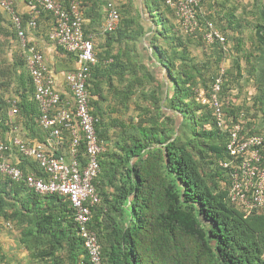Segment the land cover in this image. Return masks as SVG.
<instances>
[{
  "label": "trees",
  "instance_id": "trees-1",
  "mask_svg": "<svg viewBox=\"0 0 264 264\" xmlns=\"http://www.w3.org/2000/svg\"><path fill=\"white\" fill-rule=\"evenodd\" d=\"M100 2L99 14H106L108 0ZM129 5L117 7L115 29L104 31L99 43L92 40L97 62L86 83L90 111L105 147L95 180L100 202L88 224L97 235L103 263L264 264V206L246 211L230 201V177L220 165L231 158L227 131L217 125L212 105L199 98V87L209 99L212 85L221 78L218 99L225 125L242 122L235 109L222 102L227 71L219 67L217 54L213 60L208 56L197 61L189 49L197 47L206 55L221 43L205 41L207 21L199 14V28L185 33L165 0H143L142 13L154 22L146 35L139 9L131 15ZM28 16L21 15L24 23ZM11 28L17 38L12 23ZM84 34L88 36L85 29ZM145 42L158 55L152 69ZM20 61L26 67L25 58ZM16 78L0 82V135L3 138L8 130L7 112L15 103L16 112L29 116L44 142L47 131L38 123L27 68ZM13 83L15 97H3V88ZM183 120L190 133L181 139ZM242 126V135L262 136L249 124ZM68 136L65 133L64 146ZM263 146L264 140L259 169L264 168ZM20 156L21 161L12 164L24 173L43 176L34 160ZM0 220L19 231L34 264H91L73 208L62 195L38 194L24 181L0 173Z\"/></svg>",
  "mask_w": 264,
  "mask_h": 264
},
{
  "label": "built area",
  "instance_id": "built-area-1",
  "mask_svg": "<svg viewBox=\"0 0 264 264\" xmlns=\"http://www.w3.org/2000/svg\"><path fill=\"white\" fill-rule=\"evenodd\" d=\"M31 7L26 26L16 10L15 0H0V9L8 14L16 31L17 39L25 52L26 68L34 85V99L38 105V123L47 131L43 143H30L19 136L6 143L0 135V173L12 180L24 181L28 188L38 194H58L67 198L74 211L77 231L91 264H104L101 246L96 233L89 229L92 209L100 202L95 180L100 172L99 158L105 147L96 130L97 118L90 111V95L86 86L91 68L97 62L92 39L85 36L83 29L82 0H28ZM174 8L183 31L192 34L201 23L198 9L202 0H165ZM50 13L54 19L49 38L55 45L77 58L78 66L64 74V80L72 94L73 102L61 104V96L54 86V78L45 62L43 53L29 45L26 27L35 28L41 13ZM119 22L117 6L107 2L104 31L115 29ZM203 38L209 44L214 41L223 43L225 37L211 21L205 25ZM222 79L218 78L211 87L210 98L199 95L204 103L209 102L217 125L227 131L226 150L231 158L221 161L230 177L229 199L246 211L264 206V168L261 162L263 137L242 135V122L233 123L229 128L218 99ZM12 111H17L15 103ZM65 133L68 136L66 151ZM17 151L36 162L43 176L24 173L7 159L5 153L10 145ZM58 151V152H57Z\"/></svg>",
  "mask_w": 264,
  "mask_h": 264
},
{
  "label": "crops",
  "instance_id": "crops-1",
  "mask_svg": "<svg viewBox=\"0 0 264 264\" xmlns=\"http://www.w3.org/2000/svg\"><path fill=\"white\" fill-rule=\"evenodd\" d=\"M15 5L16 10L23 17L31 13L28 0H15ZM101 6L100 0H84L82 6L84 29L94 43H99L104 32L103 24L106 14H99ZM94 13L96 14L95 18ZM198 14L202 22L211 21L214 27L225 37V41L220 44L221 48H217V50L209 49L206 53L207 56L200 53L199 48L189 46L191 56L197 61L207 60L208 56L213 60L216 54L220 56L219 67H221V70L227 71L222 102L229 104L230 110L234 108L241 121L249 124L252 130L261 132L260 134L263 137L264 0H202ZM99 15L101 17L98 18ZM0 20L9 22L7 25L4 23L3 27L7 33L10 29L12 32L8 14L2 10L0 11ZM53 23L52 15L43 12L37 18L35 28L26 27V35L29 45L36 47L43 53L47 67L53 75L54 86L61 96L62 103H72L73 97L64 80V74L77 68L78 62L74 55L63 52L50 40L49 31ZM24 24L26 26V22ZM7 39L10 46H19L23 55L25 54L16 36H7ZM144 45H147V50L151 49L146 42ZM154 58L158 62V55L151 56L152 61H154ZM144 59L145 56L143 57ZM156 61L153 64H156ZM164 70L162 68L161 75H163ZM198 91L199 95H204L201 87L198 88ZM14 97L12 95V98ZM17 99H19L18 96ZM7 114L5 124L8 125V130L4 131L3 134V138L7 143L14 136H19L22 140L30 143H43L41 141L44 137L43 134H37L34 129L36 127L31 119L28 118L29 116L21 112H13L12 106ZM66 145L60 151H66ZM20 155L16 147L11 144L9 151L5 153V159L11 163H18L22 159ZM8 227L10 232H7V234H5L4 230L2 232L0 230V264H25L27 262L33 264V260L29 257V251L21 244L19 231L12 224H8ZM10 238L17 239V244ZM23 255H25L23 259L25 263L20 262Z\"/></svg>",
  "mask_w": 264,
  "mask_h": 264
},
{
  "label": "rangeland",
  "instance_id": "rangeland-1",
  "mask_svg": "<svg viewBox=\"0 0 264 264\" xmlns=\"http://www.w3.org/2000/svg\"><path fill=\"white\" fill-rule=\"evenodd\" d=\"M103 1L105 2L107 0H103ZM108 1L114 2L118 8H120L123 4H126L127 2L130 3L128 8H129L131 15H136L137 10L139 9V12L141 14L144 26L147 28L146 35L149 33L148 28H151L153 26L154 22H153V19L151 17H148L147 15L144 16V14L142 13L143 0H135L134 1V9H133V6L131 5L133 0H108ZM0 22H3L0 24V82L2 80L7 81V79H9V78H10V82H13L17 79L16 76L18 75V73H20L23 70L26 71V67L24 65V62L20 61V60H22V58L24 60V55H23L21 49L19 48V46L12 47L8 43L7 36L12 37L13 35L11 32V29L7 33L5 31V28L3 27V25H4V23H6V25H7V23H9V22L1 21V20H0ZM10 25H11V23H10ZM159 43H163V41H161V38L159 39ZM143 48L146 49L147 45H144ZM140 51L143 52L141 47H140ZM151 52H152V49L147 51V55L150 57L149 59L151 60L150 64H149L150 69L154 68L153 67L154 65H152V63L154 61H156L155 58H154V61H152L151 56L154 57L155 54H151ZM143 55L145 56V53ZM13 87H14V83L11 84V86H9V87H4L2 90V96L3 97H12ZM102 105H103V107H105L104 104H102ZM180 126L181 127L179 128L178 133L180 134V138L184 139L187 137V134L190 133L189 123L186 120H183ZM0 222H1V224H0L1 232H2V230H4L5 234H7V232H10V229L8 227L9 223H7L5 221H1V220H0ZM10 240H12V241L14 240V242L17 244V241H18L17 239L10 238ZM11 246H13V245H11ZM24 258H25V255H23L22 258L20 259L21 263H25L23 260ZM18 264H20V263H18ZM25 264H31V263L27 262Z\"/></svg>",
  "mask_w": 264,
  "mask_h": 264
}]
</instances>
